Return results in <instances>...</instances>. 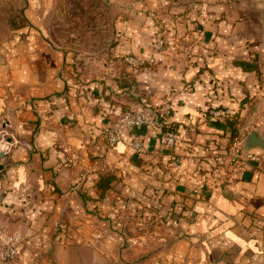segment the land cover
Returning <instances> with one entry per match:
<instances>
[{
	"label": "crops",
	"instance_id": "obj_1",
	"mask_svg": "<svg viewBox=\"0 0 264 264\" xmlns=\"http://www.w3.org/2000/svg\"><path fill=\"white\" fill-rule=\"evenodd\" d=\"M135 6L128 50L151 57L156 18L180 44L176 59L164 52L157 68L122 76L35 37L0 40V125L13 137L0 156V222L23 234L17 264H264V152L227 179L235 118L242 137L264 136V0ZM129 109L149 119L132 134L143 153L129 135L112 148L103 135ZM166 125L178 129L173 149L161 145ZM144 205L175 210L159 238L111 224Z\"/></svg>",
	"mask_w": 264,
	"mask_h": 264
},
{
	"label": "rangeland",
	"instance_id": "obj_2",
	"mask_svg": "<svg viewBox=\"0 0 264 264\" xmlns=\"http://www.w3.org/2000/svg\"><path fill=\"white\" fill-rule=\"evenodd\" d=\"M141 2L143 0H0V40H6V37L8 40L17 38L20 43H25L35 37L50 51L65 58L77 59V64L81 67L96 63L104 68L113 67V71L117 70L122 76L128 75V70L139 74L150 68L155 69L161 64L158 63L156 55L168 52V56L173 60L181 51L177 41L166 38V29L158 24L160 20L156 18L151 57L141 58L128 50L130 30L137 29L132 27L129 30V24L128 27L126 25L136 18L141 19L142 16L134 13L135 5ZM237 127L238 137L234 142L230 141L231 147L227 150V156L232 155L229 175L233 173V159L236 155H240L246 164L260 158L256 152L246 156L242 154L241 146L246 138L240 134L239 123ZM11 131L8 120L0 125V156L1 153H9L12 149ZM217 165L221 166L218 162ZM227 179L230 180L229 176ZM118 211H114L117 217L111 219V224L120 229L130 228L134 224L141 231L146 230L153 233L155 238H159V231L170 223L174 216L171 214L175 210L163 215L158 208H148L144 205L134 213L127 206Z\"/></svg>",
	"mask_w": 264,
	"mask_h": 264
},
{
	"label": "built area",
	"instance_id": "obj_3",
	"mask_svg": "<svg viewBox=\"0 0 264 264\" xmlns=\"http://www.w3.org/2000/svg\"><path fill=\"white\" fill-rule=\"evenodd\" d=\"M215 119L223 122L228 113L225 110L219 109L213 113ZM149 123V119L145 113L140 109L121 110L116 116L114 122L104 130L103 135L109 147H115L122 140L129 135L130 146L136 153H143L145 145L143 141L132 135L135 130L140 129ZM152 124L159 125L158 119H154ZM164 133L161 137V145L166 149H173L178 140V129L173 125L164 126ZM251 159H254L250 156ZM240 155H236L233 159L235 166L232 170L233 173L229 175L230 180L234 174L245 168L246 162L242 161ZM217 162L224 164L222 157L217 158ZM23 234L20 231L12 230L0 222V264H17L19 259V247L24 242Z\"/></svg>",
	"mask_w": 264,
	"mask_h": 264
},
{
	"label": "water",
	"instance_id": "obj_4",
	"mask_svg": "<svg viewBox=\"0 0 264 264\" xmlns=\"http://www.w3.org/2000/svg\"><path fill=\"white\" fill-rule=\"evenodd\" d=\"M241 149L244 156L254 151L264 152V136L258 130H251L243 142ZM5 154L3 152L1 156L4 157Z\"/></svg>",
	"mask_w": 264,
	"mask_h": 264
},
{
	"label": "trees",
	"instance_id": "obj_5",
	"mask_svg": "<svg viewBox=\"0 0 264 264\" xmlns=\"http://www.w3.org/2000/svg\"><path fill=\"white\" fill-rule=\"evenodd\" d=\"M228 118V117H227ZM238 118H235L234 123L231 126L230 141L231 143L238 137V127H237Z\"/></svg>",
	"mask_w": 264,
	"mask_h": 264
}]
</instances>
